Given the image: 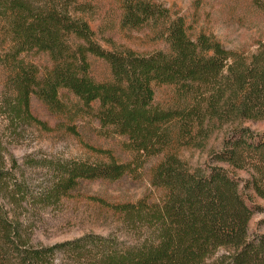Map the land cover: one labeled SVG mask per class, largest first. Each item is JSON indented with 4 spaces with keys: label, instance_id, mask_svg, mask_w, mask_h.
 I'll use <instances>...</instances> for the list:
<instances>
[{
    "label": "trees",
    "instance_id": "1",
    "mask_svg": "<svg viewBox=\"0 0 264 264\" xmlns=\"http://www.w3.org/2000/svg\"><path fill=\"white\" fill-rule=\"evenodd\" d=\"M114 1L121 31L150 25L168 49L140 54L103 48L86 19L92 0H0V107L12 124L52 130L32 114L34 95L61 118L56 127L76 132L75 121L91 117L105 135L124 137V148L136 154L121 162L108 150H95L96 160L41 163L52 172L37 196L43 206L57 204L80 181H116L144 158L160 156L149 172L151 186L161 191L157 201L107 204L145 235L126 246L93 233L51 245L28 243L3 202L19 205L27 189L0 158V264H264V231L248 229L261 208L243 194L249 190L264 200V132L239 123L264 118V52L247 63L205 31L191 37L185 19L172 18L157 0ZM30 52L46 54L50 65L41 72L23 58ZM89 56L108 64V80L89 75ZM156 85L173 87L170 106L153 104ZM60 89L77 103L62 102ZM213 123L234 126L207 164L189 168L179 149L202 147Z\"/></svg>",
    "mask_w": 264,
    "mask_h": 264
},
{
    "label": "rangeland",
    "instance_id": "2",
    "mask_svg": "<svg viewBox=\"0 0 264 264\" xmlns=\"http://www.w3.org/2000/svg\"><path fill=\"white\" fill-rule=\"evenodd\" d=\"M167 8L170 16L185 19L188 34L195 38L199 31L213 35L222 46L241 55L247 63L260 51L264 52V1L262 0H157ZM93 11L86 15L95 40L105 49L128 48L137 53L166 51L167 43L148 25L139 30L121 31V11L114 0H92ZM23 58L36 64L40 71L50 65L46 54L30 52ZM89 75L95 81L110 78L108 64L100 58L89 56ZM4 75L0 71V102L3 96ZM153 104L170 106L174 101L172 86H154ZM59 98L64 103H77V98L66 89H60ZM98 103H94L97 108ZM32 114L52 130H42L33 124L10 123L0 107V158L5 167L14 173L17 182L27 189L25 200L15 206L7 201L5 207L19 222L22 237L32 245H51L71 240L87 233L114 238L120 245H132L141 240L145 232L132 229L107 204L135 203L141 198L157 201L161 191L150 184V169L160 156L144 158L140 167L116 181L83 180L57 204L43 206L37 203L38 193L51 180L52 172L40 166L43 162L64 160H96L95 150H108L121 162L136 157L124 148L122 136L100 131L91 117L79 118L73 128L56 127L61 118L52 114L36 96L30 98ZM254 132H264V118L239 122ZM233 124L212 126L202 147H181L179 158L191 169L207 164L212 151L220 149L224 136ZM14 164V165H13ZM14 166H16L14 168ZM240 178H246L242 171ZM251 206H259L248 224L250 234L264 231V200L252 191L243 190Z\"/></svg>",
    "mask_w": 264,
    "mask_h": 264
}]
</instances>
